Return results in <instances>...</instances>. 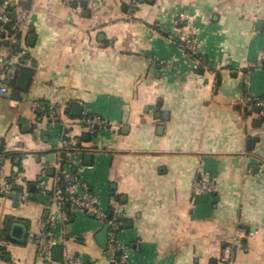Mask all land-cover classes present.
Returning a JSON list of instances; mask_svg holds the SVG:
<instances>
[{
	"label": "crops",
	"instance_id": "obj_1",
	"mask_svg": "<svg viewBox=\"0 0 264 264\" xmlns=\"http://www.w3.org/2000/svg\"><path fill=\"white\" fill-rule=\"evenodd\" d=\"M12 8L26 18L0 42V182L12 185L0 194V264H62L54 246L75 264H119L98 239L105 223L51 202L68 133L77 142L63 168L118 221L126 264H226L227 247L234 264H264V105L250 100L264 96V0H88L80 16L62 0ZM188 32L199 62L179 46ZM86 115L105 124L91 131ZM202 180L212 186L198 191ZM13 219L24 237L8 236ZM47 235L50 261L37 244Z\"/></svg>",
	"mask_w": 264,
	"mask_h": 264
},
{
	"label": "built area",
	"instance_id": "obj_2",
	"mask_svg": "<svg viewBox=\"0 0 264 264\" xmlns=\"http://www.w3.org/2000/svg\"><path fill=\"white\" fill-rule=\"evenodd\" d=\"M84 0H62V2L70 7L74 15L80 16L82 12V3ZM26 15L23 12H13L12 8V0H0V42L4 41H12L16 37L17 33L25 24ZM182 17H179L175 20L174 24L181 23ZM179 46L184 53L188 56H191L196 61H200V53L198 46V39L193 33H186L185 35L178 36ZM257 65H264V52L260 53V56L257 60ZM4 70L9 69V65L6 63L3 66ZM8 91V86L2 83L0 85V92L5 93ZM251 102L255 106H263L264 105V96H254L251 99ZM80 123L83 126L88 127L91 131H97L105 124V120L99 115H86L82 117ZM77 142L76 137L68 133L66 138L64 139V146L67 150H71L75 147ZM61 177L66 181L65 187H57L52 195L51 202L53 205L58 208L62 213L65 212V204L66 201H70L67 209L72 213L78 212H92L93 215L99 219L103 223H109L108 228V241L112 250L115 253V261L119 264H126L128 262V253L122 248L120 242L117 241V229L119 227V223L113 219H107V214L105 210H103L97 199L92 195V193L88 192L86 187H83L82 191L76 189V185L72 182V175L68 169H64L62 167ZM212 185L206 181H197L195 183V189L198 191H203L205 189L210 188ZM11 182L7 179H3L0 182V194L1 195H9L11 192ZM65 192V194L63 193ZM23 195L20 194V198ZM44 239L43 237H39L37 239V244L39 247V256L44 259L50 261L52 259V250L51 245L53 240L49 235ZM222 259L226 264H234L231 260V256L229 253V249L224 248L222 253ZM76 260L71 257L62 258V264H75Z\"/></svg>",
	"mask_w": 264,
	"mask_h": 264
},
{
	"label": "water",
	"instance_id": "obj_3",
	"mask_svg": "<svg viewBox=\"0 0 264 264\" xmlns=\"http://www.w3.org/2000/svg\"><path fill=\"white\" fill-rule=\"evenodd\" d=\"M88 0L83 1V5H87ZM31 76V71L27 68H22L19 70V74L16 81V86L19 88H25L27 86V83L29 81V78ZM76 105H73L75 107ZM257 112L260 111V108L257 107L255 109ZM262 119L264 120V116H262ZM65 129V127H64ZM68 150L65 149V151L62 152V156L64 157L63 161L61 162V168L64 166L65 163V157L66 152ZM18 188H21L20 186ZM68 210V209H67ZM69 211V210H68ZM93 215V213L91 212ZM109 218H112V212H110ZM24 226L25 223L13 219L8 223L7 229H8V236L10 238H22L24 237ZM109 223H105L98 235V239L102 245H104L105 241L107 240V233H108ZM53 259L56 261L61 262L62 261V247L61 246H54L53 247Z\"/></svg>",
	"mask_w": 264,
	"mask_h": 264
},
{
	"label": "trees",
	"instance_id": "obj_4",
	"mask_svg": "<svg viewBox=\"0 0 264 264\" xmlns=\"http://www.w3.org/2000/svg\"><path fill=\"white\" fill-rule=\"evenodd\" d=\"M60 177V179H59V183H60V185H61V187H65V185H66V181L61 177V176H59ZM64 194H65V192H63ZM12 195V194H11ZM69 203H70V201L68 200V201H66V204H65V212L67 211V207H68V205H69ZM4 237H3V234H2V232L0 231V240L1 239H3ZM0 256H3V247H2V245H0Z\"/></svg>",
	"mask_w": 264,
	"mask_h": 264
}]
</instances>
